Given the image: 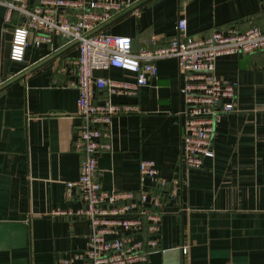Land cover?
<instances>
[{
    "label": "crops",
    "instance_id": "crops-1",
    "mask_svg": "<svg viewBox=\"0 0 264 264\" xmlns=\"http://www.w3.org/2000/svg\"><path fill=\"white\" fill-rule=\"evenodd\" d=\"M120 1L131 5L102 33L128 37L134 53L164 45L181 18L188 36L227 27L264 30V0ZM3 13L0 5V264H56L81 252L88 234L85 219L53 214L81 207L75 188L65 195L81 158L73 146L77 90L67 87L66 70L76 51L56 38L29 43L22 61H9L2 77L5 31L19 23L13 16L3 24ZM154 66L156 77L135 97H109L137 112L111 120V149L96 161L101 189L135 191L140 160L152 161L163 179L180 176L177 198L166 202L160 220L158 250L146 264H264V51L215 59V75L237 84L235 111L215 124L213 156L198 169L185 168L180 156L177 62L164 58ZM92 75L134 81L116 68ZM105 95L102 90L93 99L101 103Z\"/></svg>",
    "mask_w": 264,
    "mask_h": 264
},
{
    "label": "built area",
    "instance_id": "built-area-1",
    "mask_svg": "<svg viewBox=\"0 0 264 264\" xmlns=\"http://www.w3.org/2000/svg\"><path fill=\"white\" fill-rule=\"evenodd\" d=\"M0 5L4 9L3 24H9L13 16L19 19L12 27L10 62L20 63L29 43L48 44L52 38L73 45L76 51L66 70L72 78L67 87L77 90L79 121L73 130V146L81 158L78 177L74 183H65V195L68 197L69 190L75 188L81 207L53 214L85 219L88 234L81 252L56 264H146L148 255L158 250L159 224L166 202L177 198L182 181L180 176L163 179L152 161L140 160L135 191L101 189L96 161L99 154L111 149V120L137 112L135 106L111 103L109 97H135L140 87L156 77V60L175 59L182 77L180 156L185 168L198 169L204 158L213 156L211 137L215 124L222 115L235 111L237 84L215 75V59L264 51V30L251 26L241 32L227 27L188 36L181 18L176 22L175 34L164 45L144 47L134 53L128 37L102 33L104 26L130 7L129 2L38 0L30 6L25 0H0ZM109 68L131 73L134 81L92 75L93 71ZM102 90L105 98L96 103L93 95ZM180 251L182 256L188 253L186 247Z\"/></svg>",
    "mask_w": 264,
    "mask_h": 264
},
{
    "label": "water",
    "instance_id": "water-1",
    "mask_svg": "<svg viewBox=\"0 0 264 264\" xmlns=\"http://www.w3.org/2000/svg\"><path fill=\"white\" fill-rule=\"evenodd\" d=\"M11 37H12V29H6L4 35L3 51H2V77H5L7 73V67L9 64V50H10Z\"/></svg>",
    "mask_w": 264,
    "mask_h": 264
}]
</instances>
